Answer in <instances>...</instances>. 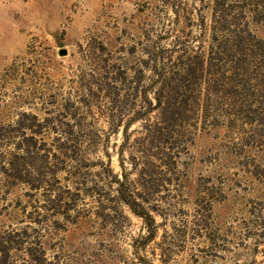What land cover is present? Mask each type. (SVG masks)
I'll use <instances>...</instances> for the list:
<instances>
[{"label": "rangeland", "instance_id": "obj_1", "mask_svg": "<svg viewBox=\"0 0 264 264\" xmlns=\"http://www.w3.org/2000/svg\"><path fill=\"white\" fill-rule=\"evenodd\" d=\"M0 264H264V0H0Z\"/></svg>", "mask_w": 264, "mask_h": 264}]
</instances>
